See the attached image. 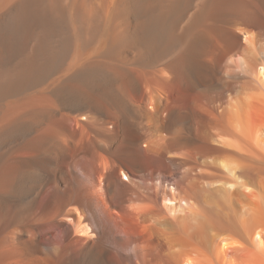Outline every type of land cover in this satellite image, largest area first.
Returning <instances> with one entry per match:
<instances>
[{
	"label": "bare ground",
	"instance_id": "6f19581e",
	"mask_svg": "<svg viewBox=\"0 0 264 264\" xmlns=\"http://www.w3.org/2000/svg\"><path fill=\"white\" fill-rule=\"evenodd\" d=\"M0 264H264V0H0Z\"/></svg>",
	"mask_w": 264,
	"mask_h": 264
}]
</instances>
